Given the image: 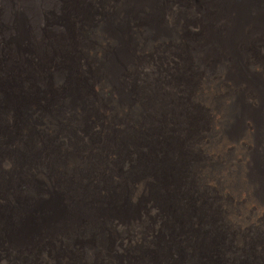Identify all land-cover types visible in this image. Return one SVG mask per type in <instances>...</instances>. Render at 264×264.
<instances>
[{"label":"rangeland","instance_id":"obj_1","mask_svg":"<svg viewBox=\"0 0 264 264\" xmlns=\"http://www.w3.org/2000/svg\"><path fill=\"white\" fill-rule=\"evenodd\" d=\"M199 2L214 0H47L38 2L32 16L22 10L20 0H0V37L7 32L12 36L0 39V234H16L18 223L24 230L26 225L36 230L46 217L57 222L50 223L55 224V235L41 231L21 244L14 242V247L0 242V264H123L130 258H137L135 264H144L138 251L123 253L132 242L128 240V228L120 232L113 214L109 221L112 237L103 230L101 235L91 233L90 227L96 230L94 217L97 222L101 220L112 194L122 196L114 201L124 204L123 198L127 197L142 210L141 200L153 179L148 172L133 173V165L142 166L138 158L146 153V133L163 127L148 111L137 118L148 94L134 88L148 90L151 83L163 84L169 71L181 72L178 63L171 64L180 49L174 44L180 28H175L176 20L186 19L189 33L184 35L193 34L189 25L196 28L199 16L196 12L189 16L182 9H197ZM26 5L32 7L33 2ZM126 10L130 15H124ZM56 11H61L59 18L54 16ZM115 22L117 28L122 24L128 34L135 36L126 50L133 47L134 52L119 62L117 57L126 51L121 50L124 45L118 38L123 27L117 29ZM156 23L165 37L148 34ZM110 63L117 65L114 72L107 68ZM119 79L121 87L114 83ZM75 86L80 89L78 96L70 92ZM128 93L130 102L124 98ZM75 98L70 104L69 100ZM211 117L205 114L198 120L197 136H208L211 121L215 122ZM125 133L130 137V160L119 164L121 147L117 140ZM168 159L175 165L174 156ZM106 169L115 171L116 179L123 178L121 183L108 187L111 176ZM63 171L69 177V190L61 180ZM130 172L132 181L124 182ZM174 174L164 171L166 178ZM183 174L186 190L193 194L194 178ZM218 191L214 187L212 195L206 197L209 192L202 188L206 211L197 227L209 228L211 219H207L212 211L213 226L222 225L221 213L226 209ZM35 203L38 212L34 211ZM83 207L88 213L82 212ZM152 215L156 213L149 212ZM215 232L211 240L214 250L219 245L226 260L223 264H244L242 260L250 254L246 243L249 236L237 246L228 222ZM103 238L107 240L104 246ZM176 241L186 243L179 238ZM205 246L208 251L209 244Z\"/></svg>","mask_w":264,"mask_h":264},{"label":"bare ground","instance_id":"obj_2","mask_svg":"<svg viewBox=\"0 0 264 264\" xmlns=\"http://www.w3.org/2000/svg\"><path fill=\"white\" fill-rule=\"evenodd\" d=\"M196 6L197 9L195 6L182 9L184 13L187 10L189 16L195 12L199 16L196 28L189 25L193 34L184 35L188 32L186 19L176 20L175 28L179 26L181 29L178 28L174 35V44L180 49L171 64L178 63L181 72L169 71L163 84L151 83L148 90L138 86L134 88L138 93L148 94L143 98L144 108L136 114L137 118L148 111L153 121L163 127L146 133L148 140L143 144L146 153L138 158L142 166L133 165V173L141 175L148 172L153 179L147 184L146 197L141 200L142 210L127 197L123 198L124 204L114 201L122 196L112 194L108 197V207L104 209L101 220L97 222L95 215H91L96 221V230L90 227V231L101 235L103 230L112 237L109 221L113 214L120 232L128 228V240L132 242L133 248L126 247L123 253L135 254L138 251V257H143L141 263L223 264L226 260L219 245L214 250L211 238L216 233L215 229L228 222L237 246L249 236L246 243L250 254L242 260L246 261L244 264H264V0H214L206 4L199 2ZM126 14H129L127 10ZM119 25V28L123 27ZM123 29L118 31V38L124 45L121 50L126 51L127 44L133 42L135 36L128 34L125 27ZM149 31L150 36L165 37L160 35L163 30L157 23ZM80 45L84 47L82 42ZM133 52L131 47L120 54L118 62ZM116 67L110 63L107 68L114 72ZM144 67L150 69L148 65ZM53 77L54 80L56 77ZM114 83L122 86L120 79ZM70 92L78 96L80 89L75 86ZM129 95L124 96L128 102ZM75 100H69V103L74 104ZM205 114L212 116L211 120L215 119V122L211 121L208 136L206 133L197 136L198 120ZM129 139L125 133L117 140L121 147V155L117 159L119 164L130 160L127 155ZM172 156L175 157V165L168 159ZM164 171H174L175 174L166 178ZM106 173L112 177H109L108 187L121 183L123 178L116 179L115 171L106 169ZM183 173L191 175L192 180L194 178L196 190L193 194L186 190L187 181L183 179ZM130 174L124 182L132 181ZM61 177L69 190V177L64 171ZM194 185L190 186L194 188ZM214 187L219 190L218 195L226 209L221 213L222 225L213 226L215 214L212 211L207 219H211L209 228L201 229L197 225L206 211L202 188L209 192L205 196L210 197ZM38 209L39 205L35 203L34 211L38 212ZM82 210L88 213L85 207ZM151 211L156 215L150 217ZM51 222L57 223L54 218L46 217L33 231L27 225L24 230L18 223L17 233L0 234V242L14 247V242L22 241L21 244L41 231L55 235V224L51 225ZM227 234L224 233L226 238L229 237ZM178 238L186 243L177 244ZM101 242L104 246L107 240L103 238ZM206 243L209 244L208 251ZM221 249L223 251L224 248ZM136 260L130 258L123 264H135Z\"/></svg>","mask_w":264,"mask_h":264},{"label":"clouds","instance_id":"obj_3","mask_svg":"<svg viewBox=\"0 0 264 264\" xmlns=\"http://www.w3.org/2000/svg\"><path fill=\"white\" fill-rule=\"evenodd\" d=\"M21 2V5H22V10L25 12V13H28V14H30V15H34L35 16V14H36V10H38V5H39V3L38 2H46L47 0H20ZM26 2H33V6L32 7H29V6H27L26 5ZM58 2H60V0H58ZM62 2V5L64 6H66V3L65 2H63V1H61ZM88 4L90 5V6H93L92 5V2H88ZM37 5V7H36V10H34L33 11V13L31 14V12H32V10H33V8L35 7ZM94 7V6H93ZM60 12L61 11H56V14H54V16L56 17V18H59L60 17ZM6 31H3V33H5ZM9 33L7 32V33H5L4 35H2L1 37H0V39H2V38H4V37H9V38H11L12 39V36L11 35H8ZM3 40V39H2Z\"/></svg>","mask_w":264,"mask_h":264}]
</instances>
